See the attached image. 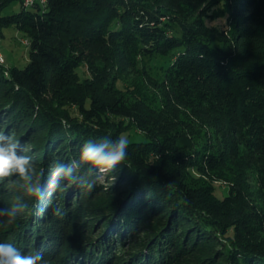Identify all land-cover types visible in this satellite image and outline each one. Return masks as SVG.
<instances>
[{
	"label": "trees",
	"instance_id": "trees-1",
	"mask_svg": "<svg viewBox=\"0 0 264 264\" xmlns=\"http://www.w3.org/2000/svg\"><path fill=\"white\" fill-rule=\"evenodd\" d=\"M217 3L233 14L226 26L205 21ZM241 4L253 10L234 20ZM10 26L24 33L28 61L0 64V146L11 134L32 149L42 195L12 190L24 214L2 243L41 254L38 263L161 264L198 240L211 252L196 264H264V0H0V29ZM161 58L158 77L147 68ZM131 129L111 171L125 197L116 214L83 220L73 208L69 218L66 198L88 190L95 169L84 144ZM60 165L72 173L54 178ZM151 219L160 231L140 235ZM69 228L101 231L79 245Z\"/></svg>",
	"mask_w": 264,
	"mask_h": 264
},
{
	"label": "rangeland",
	"instance_id": "rangeland-1",
	"mask_svg": "<svg viewBox=\"0 0 264 264\" xmlns=\"http://www.w3.org/2000/svg\"><path fill=\"white\" fill-rule=\"evenodd\" d=\"M211 2H214V0H211ZM19 8V3L18 2H13L11 5L7 6L4 8L3 12L4 13H10V12H15ZM237 9L239 10V15L234 16V20H242L240 18H237L238 16H246L251 10H253L252 5L249 4H241L237 6ZM210 17H205V21L208 24H217L219 26H226L227 23L230 21V17L233 16V14L223 12L220 3L214 4L211 6V10L208 11L207 13ZM213 17V18H212ZM211 18L212 20H210ZM238 23V22H237ZM25 40L24 33L13 26L10 27H3L0 29V64L2 66L10 67L12 65H15L17 67H24L25 64L28 61V45L25 44L23 41ZM149 63V60L146 61ZM150 65V68L148 67L147 70H153V73L156 76H160V64L161 62H164V59H153ZM78 71L80 73H87L86 69L84 66H81L78 68ZM137 77V76H136ZM128 79H135V74H129L126 76ZM138 78V77H137ZM119 86H123L124 84L122 83V80L118 81ZM135 135H138V132L136 130L131 129L128 132V135L126 133L122 134V137H133ZM7 142L13 143L14 141L13 136L11 134L7 135ZM17 148H20L21 152L27 157L29 153L32 152V149L29 148L28 146H23L21 142H16L15 143ZM84 162V161H83ZM27 177L28 179H25L24 177L21 176L22 179L18 178L16 179L15 177L18 176L19 173H16L13 171L11 174L5 177L0 178V210H3V215H0V233L4 232L5 230L7 231L10 229V227L15 223L17 218L20 215H23L24 210L23 208L18 209L17 207V201L14 196H16L13 193V189H20V192L22 195H28L30 196L31 193L29 191L30 188L35 187L39 185L40 182V176L39 172L42 170L40 168H36L35 164H29L27 167ZM98 177V181L94 185L90 191L87 190V187H81L80 192L77 194L76 199L73 197V194L71 197L66 198L67 199V206L72 209L74 208V212H80L83 215V220H86V218H95L96 216L100 215H106L109 214L111 217H113L116 212L114 213V210L117 209V207L125 200L124 198V189L123 187H118V183L116 181L115 176L112 175L111 171L107 172L105 174H99L98 169H94L91 171V179H96ZM70 181V180H69ZM67 181L68 183H70ZM251 183H253L252 179L250 180ZM74 183V182H72ZM217 185L215 189V193L221 197L222 195L225 194L226 188L223 183H215ZM111 187L116 188V192H111ZM60 194H63V196L67 195L68 193H64L62 188H60V191H58ZM52 193H55L54 191ZM51 193V194H52ZM81 193V195H80ZM80 196V197H79ZM56 198V196L53 197L52 201ZM118 198V199H117ZM116 200V205L115 207H107L109 206L110 202L113 200ZM54 204L56 201L53 202ZM45 205H48L50 203L44 202ZM111 206V205H110ZM112 208V209H111ZM52 212L56 213L55 205L52 207ZM104 212V214H103ZM104 215V216H105ZM108 215V216H109ZM33 216H41L38 215V213L34 212ZM107 216V215H106ZM69 218L73 219L75 218V215L73 211L69 214ZM82 219V218H81ZM161 225V227H160ZM152 226H156L157 230L160 231L162 228V221L160 219L155 220H144L139 225L137 226V232H139L140 235L142 234H153V228ZM75 228V226H71V228ZM69 228V230L64 234L65 239L70 238V237H75L77 240L75 242L79 243H84L89 240H94L97 234L100 233L101 229L97 232L96 230L91 234V235H86L83 234L82 232H76L72 231V229ZM75 230V229H73ZM153 231V232H152ZM3 238L1 237L0 234V243H2ZM137 241V239H136ZM135 240L133 242H136ZM139 242V241H138ZM142 242V241H141ZM78 243V244H79ZM143 244V243H142ZM80 245V244H79ZM122 251L130 249L129 247H133L132 242L130 246L124 248V245L120 246ZM147 248V245H140L139 247L136 246L135 249H141L145 250ZM211 252V246L210 243L207 242H201V241H196L194 244L189 245V249L185 251L182 255H174L172 253L171 257L169 258V261L166 263H161V264H196L199 260L205 259L207 254ZM215 258H213L214 260ZM210 260V259H209ZM222 259H217L216 261L220 262ZM47 264H52V261L46 260ZM211 261V260H210ZM209 261V264H215ZM42 264V263H38ZM220 264V263H219ZM223 264V263H222Z\"/></svg>",
	"mask_w": 264,
	"mask_h": 264
},
{
	"label": "clouds",
	"instance_id": "clouds-1",
	"mask_svg": "<svg viewBox=\"0 0 264 264\" xmlns=\"http://www.w3.org/2000/svg\"><path fill=\"white\" fill-rule=\"evenodd\" d=\"M6 137L0 135V141ZM127 140L124 137L111 139L109 137L102 138L99 142L87 141L81 151V159L88 163L93 168L99 170V174L115 170L117 165L121 164L126 157ZM16 145L9 142L5 146H0V177H5L13 171L18 172L22 177L28 179L27 168L28 158L17 157L15 154ZM72 173V168L60 165L55 169L54 178L61 176H69ZM98 177L93 179L88 185V190H91ZM30 193L35 197L42 195L40 185L29 189ZM3 210H0V215H3ZM41 260V254H21L15 247L8 243H0V264H38ZM42 264H47L43 261Z\"/></svg>",
	"mask_w": 264,
	"mask_h": 264
},
{
	"label": "built area",
	"instance_id": "built-area-1",
	"mask_svg": "<svg viewBox=\"0 0 264 264\" xmlns=\"http://www.w3.org/2000/svg\"><path fill=\"white\" fill-rule=\"evenodd\" d=\"M32 2H33V0H25V1H24V4H25V5H28V4H31Z\"/></svg>",
	"mask_w": 264,
	"mask_h": 264
},
{
	"label": "bare ground",
	"instance_id": "bare-ground-1",
	"mask_svg": "<svg viewBox=\"0 0 264 264\" xmlns=\"http://www.w3.org/2000/svg\"><path fill=\"white\" fill-rule=\"evenodd\" d=\"M25 1V0H24Z\"/></svg>",
	"mask_w": 264,
	"mask_h": 264
}]
</instances>
